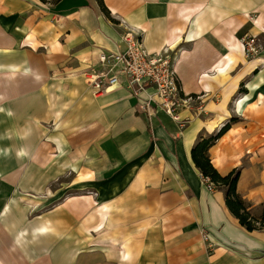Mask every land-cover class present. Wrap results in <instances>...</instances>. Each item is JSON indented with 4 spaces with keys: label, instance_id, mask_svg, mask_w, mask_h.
Wrapping results in <instances>:
<instances>
[{
    "label": "crops",
    "instance_id": "0c3cea01",
    "mask_svg": "<svg viewBox=\"0 0 264 264\" xmlns=\"http://www.w3.org/2000/svg\"><path fill=\"white\" fill-rule=\"evenodd\" d=\"M130 31L175 57L196 98L183 130L142 111L125 80L101 93L88 81ZM250 36L261 48L248 56ZM228 122L209 156L223 175L241 169L260 216L264 0H0V264H264V231L241 225L192 158Z\"/></svg>",
    "mask_w": 264,
    "mask_h": 264
},
{
    "label": "built area",
    "instance_id": "2783aa9c",
    "mask_svg": "<svg viewBox=\"0 0 264 264\" xmlns=\"http://www.w3.org/2000/svg\"><path fill=\"white\" fill-rule=\"evenodd\" d=\"M124 40L127 43L124 52H103L97 66L86 71L85 75L94 92L108 91L125 80L127 88L138 98L142 111L150 117L157 108L161 109L183 130L189 120L180 116V110L196 98L183 95L175 69V57L170 48L152 53L145 47L141 35L132 31L125 35ZM244 47L250 55L260 51L254 36L244 39ZM150 88L154 92L143 98L142 94ZM206 180L210 187H215L209 179ZM204 236L209 238L208 233H204Z\"/></svg>",
    "mask_w": 264,
    "mask_h": 264
},
{
    "label": "trees",
    "instance_id": "16d2710c",
    "mask_svg": "<svg viewBox=\"0 0 264 264\" xmlns=\"http://www.w3.org/2000/svg\"><path fill=\"white\" fill-rule=\"evenodd\" d=\"M104 9L106 7L103 5ZM231 121H234L232 119ZM231 122L226 123L217 133L201 136L192 149V158L205 179H209L215 187L211 189L223 190L229 210L240 221L241 225L249 231H264V209L260 216L254 215L247 202L238 193L237 185L241 174L240 168H235L226 175L221 174L213 165L209 156V149L230 128Z\"/></svg>",
    "mask_w": 264,
    "mask_h": 264
},
{
    "label": "rangeland",
    "instance_id": "374dc122",
    "mask_svg": "<svg viewBox=\"0 0 264 264\" xmlns=\"http://www.w3.org/2000/svg\"><path fill=\"white\" fill-rule=\"evenodd\" d=\"M257 43H258L259 47L261 48V44H259L258 39H257ZM246 53H247L248 56L250 55V54H248V52H246Z\"/></svg>",
    "mask_w": 264,
    "mask_h": 264
},
{
    "label": "bare ground",
    "instance_id": "6f19581e",
    "mask_svg": "<svg viewBox=\"0 0 264 264\" xmlns=\"http://www.w3.org/2000/svg\"><path fill=\"white\" fill-rule=\"evenodd\" d=\"M244 49H245V47H244Z\"/></svg>",
    "mask_w": 264,
    "mask_h": 264
}]
</instances>
